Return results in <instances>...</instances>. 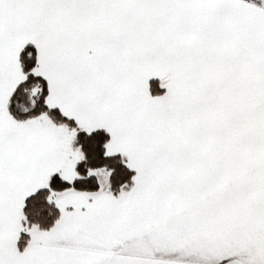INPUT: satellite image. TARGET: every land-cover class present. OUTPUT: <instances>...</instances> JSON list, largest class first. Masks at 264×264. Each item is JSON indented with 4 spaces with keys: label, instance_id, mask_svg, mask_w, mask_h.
<instances>
[{
    "label": "snow or ice",
    "instance_id": "snow-or-ice-1",
    "mask_svg": "<svg viewBox=\"0 0 264 264\" xmlns=\"http://www.w3.org/2000/svg\"><path fill=\"white\" fill-rule=\"evenodd\" d=\"M0 264H264V0H0Z\"/></svg>",
    "mask_w": 264,
    "mask_h": 264
}]
</instances>
